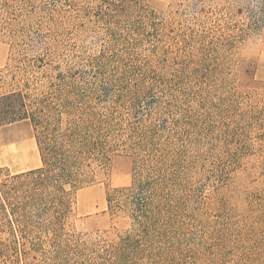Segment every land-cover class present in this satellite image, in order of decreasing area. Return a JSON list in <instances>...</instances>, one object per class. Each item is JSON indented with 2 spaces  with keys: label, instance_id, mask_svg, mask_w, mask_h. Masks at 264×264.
Listing matches in <instances>:
<instances>
[{
  "label": "rangeland",
  "instance_id": "1",
  "mask_svg": "<svg viewBox=\"0 0 264 264\" xmlns=\"http://www.w3.org/2000/svg\"><path fill=\"white\" fill-rule=\"evenodd\" d=\"M145 1L157 20L172 22L173 39L149 35L130 48H102L88 22L55 39L31 34L21 46L0 35V93L19 86L28 102L50 92L59 82L55 74L67 71L66 80L97 86V110L113 94L131 90L116 114L155 123L171 148L181 149L176 192L191 247L216 264H240L239 258L264 264V30L230 48H189L187 26L199 28L192 23L194 0ZM219 1L203 3L213 9ZM220 26L212 36L221 34ZM254 47L261 50L245 58ZM192 53L202 58L199 65L187 64ZM35 135L28 119L0 124V175L41 166ZM93 178L73 195L70 230L112 240L130 219L108 210L106 196L132 185V156L117 147Z\"/></svg>",
  "mask_w": 264,
  "mask_h": 264
},
{
  "label": "trees",
  "instance_id": "2",
  "mask_svg": "<svg viewBox=\"0 0 264 264\" xmlns=\"http://www.w3.org/2000/svg\"><path fill=\"white\" fill-rule=\"evenodd\" d=\"M219 3L211 9L193 1L192 23L199 28L187 26L185 46L230 48L264 30V0ZM157 19L145 0H0V35L16 46L31 34L55 39L86 22L97 28L102 48H130L149 35L173 39L172 22ZM216 24L224 30L212 36ZM197 56L189 55L187 64L199 65ZM55 77L50 92L28 102L19 86L0 93V124L28 119L41 158L37 168L0 175V264H216L191 247L176 192L181 149L171 148L155 123L114 110L131 90L113 94L97 110L96 85L66 80L70 71ZM117 147L132 156L133 180L107 192V208L127 213L129 227L112 240L71 232L74 193L94 181V168Z\"/></svg>",
  "mask_w": 264,
  "mask_h": 264
},
{
  "label": "clouds",
  "instance_id": "3",
  "mask_svg": "<svg viewBox=\"0 0 264 264\" xmlns=\"http://www.w3.org/2000/svg\"><path fill=\"white\" fill-rule=\"evenodd\" d=\"M260 50H261L260 48L254 47V48H251V49L247 50L243 54L245 55V58H251L252 56L256 55L257 52L260 51Z\"/></svg>",
  "mask_w": 264,
  "mask_h": 264
}]
</instances>
